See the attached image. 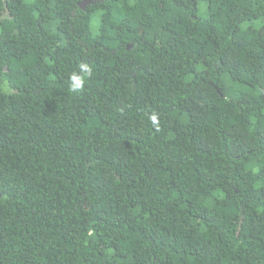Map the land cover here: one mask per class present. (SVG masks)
<instances>
[{
	"label": "trees",
	"instance_id": "1",
	"mask_svg": "<svg viewBox=\"0 0 264 264\" xmlns=\"http://www.w3.org/2000/svg\"><path fill=\"white\" fill-rule=\"evenodd\" d=\"M0 264H264V0H0Z\"/></svg>",
	"mask_w": 264,
	"mask_h": 264
},
{
	"label": "clouds",
	"instance_id": "2",
	"mask_svg": "<svg viewBox=\"0 0 264 264\" xmlns=\"http://www.w3.org/2000/svg\"><path fill=\"white\" fill-rule=\"evenodd\" d=\"M91 69L88 65L81 64L80 65V73L73 72L69 79V90L73 93L80 92L85 86V80L83 74H90ZM153 123H156L157 117L156 115H152L150 117Z\"/></svg>",
	"mask_w": 264,
	"mask_h": 264
},
{
	"label": "rangeland",
	"instance_id": "3",
	"mask_svg": "<svg viewBox=\"0 0 264 264\" xmlns=\"http://www.w3.org/2000/svg\"><path fill=\"white\" fill-rule=\"evenodd\" d=\"M206 8L204 6V3L200 2V5H199V11H198V15L200 17H204L206 15V12H205ZM92 27H93V30L96 31L97 30V20H94L93 23H92Z\"/></svg>",
	"mask_w": 264,
	"mask_h": 264
}]
</instances>
